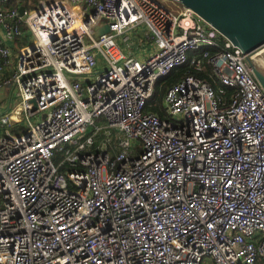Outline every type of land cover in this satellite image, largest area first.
I'll use <instances>...</instances> for the list:
<instances>
[{"label":"built area","instance_id":"built-area-1","mask_svg":"<svg viewBox=\"0 0 264 264\" xmlns=\"http://www.w3.org/2000/svg\"><path fill=\"white\" fill-rule=\"evenodd\" d=\"M17 1L0 0V264H264L253 55L175 0ZM205 59L216 87L187 75L152 109Z\"/></svg>","mask_w":264,"mask_h":264},{"label":"water","instance_id":"water-1","mask_svg":"<svg viewBox=\"0 0 264 264\" xmlns=\"http://www.w3.org/2000/svg\"><path fill=\"white\" fill-rule=\"evenodd\" d=\"M192 9L234 45L250 55L264 49V0H175ZM25 7H20L21 15ZM109 31L103 21L95 37ZM253 72L264 89V72L252 62Z\"/></svg>","mask_w":264,"mask_h":264},{"label":"trees","instance_id":"trees-1","mask_svg":"<svg viewBox=\"0 0 264 264\" xmlns=\"http://www.w3.org/2000/svg\"><path fill=\"white\" fill-rule=\"evenodd\" d=\"M38 0H18L16 3H9L7 6L12 7L13 5H23L26 7V9L30 8H35L37 6ZM6 7V6H5ZM21 28L23 32L27 31V28L25 25H21ZM20 44H24V38H22L20 41H18ZM4 59L0 60V82H3L6 79H9L12 76L13 71L10 68H7L4 65ZM187 75H195L197 77H200L202 79L208 80L212 85L215 87L218 85V79L216 78V75H214L212 71L211 65L208 63V60H204V68L202 70L196 69L195 67L191 65H186L180 68H177L170 72L164 80L156 86L157 92L160 94L159 97V103L157 106L152 107L155 111L158 112L159 115L163 116L164 110L161 108V101L162 98L164 97L165 93L168 91V89L176 84L177 82L181 81L185 76ZM236 92V89H229L226 91L223 95V99H229L234 93ZM103 136V135H101ZM115 138V137H114Z\"/></svg>","mask_w":264,"mask_h":264},{"label":"rangeland","instance_id":"rangeland-1","mask_svg":"<svg viewBox=\"0 0 264 264\" xmlns=\"http://www.w3.org/2000/svg\"><path fill=\"white\" fill-rule=\"evenodd\" d=\"M167 1H169L170 2V0H167ZM172 3V2H171ZM253 61H254V63L264 72V49H262V50H260V51H257L255 54H253ZM14 93V92H13ZM12 93V100H11V104L13 103V101H16V100H18V96H14V94ZM10 97H11V95L9 96V98L7 99V102H9V100H10ZM6 100V99H5ZM5 100L3 101V102H5ZM1 101V100H0ZM2 101H1V103L3 104V105H5L4 103H3ZM13 105V104H12ZM0 112H1V110H0ZM61 159V157H59V156H57L56 158H55V161L57 162V161H59Z\"/></svg>","mask_w":264,"mask_h":264},{"label":"crops","instance_id":"crops-1","mask_svg":"<svg viewBox=\"0 0 264 264\" xmlns=\"http://www.w3.org/2000/svg\"><path fill=\"white\" fill-rule=\"evenodd\" d=\"M3 44H5V45L7 44L8 46H11L12 45V41L3 40ZM0 110H1V112H2V110H4V108L2 107L1 101H0Z\"/></svg>","mask_w":264,"mask_h":264},{"label":"bare ground","instance_id":"bare-ground-1","mask_svg":"<svg viewBox=\"0 0 264 264\" xmlns=\"http://www.w3.org/2000/svg\"><path fill=\"white\" fill-rule=\"evenodd\" d=\"M173 4V3H172Z\"/></svg>","mask_w":264,"mask_h":264}]
</instances>
